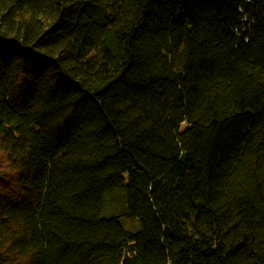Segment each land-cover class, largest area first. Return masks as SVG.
I'll list each match as a JSON object with an SVG mask.
<instances>
[{"label": "trees", "instance_id": "1", "mask_svg": "<svg viewBox=\"0 0 264 264\" xmlns=\"http://www.w3.org/2000/svg\"><path fill=\"white\" fill-rule=\"evenodd\" d=\"M0 264H264V0H0Z\"/></svg>", "mask_w": 264, "mask_h": 264}]
</instances>
